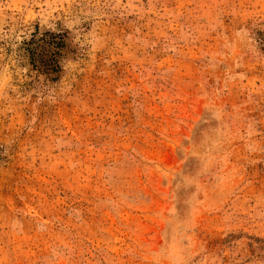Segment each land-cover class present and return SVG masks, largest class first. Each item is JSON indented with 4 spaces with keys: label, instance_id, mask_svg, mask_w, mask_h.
Wrapping results in <instances>:
<instances>
[{
    "label": "rangeland",
    "instance_id": "374dc122",
    "mask_svg": "<svg viewBox=\"0 0 264 264\" xmlns=\"http://www.w3.org/2000/svg\"><path fill=\"white\" fill-rule=\"evenodd\" d=\"M0 264H264V0H0Z\"/></svg>",
    "mask_w": 264,
    "mask_h": 264
}]
</instances>
